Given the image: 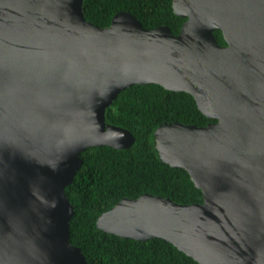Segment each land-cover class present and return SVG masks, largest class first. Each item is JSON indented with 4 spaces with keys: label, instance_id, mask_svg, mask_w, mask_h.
<instances>
[{
    "label": "water",
    "instance_id": "obj_1",
    "mask_svg": "<svg viewBox=\"0 0 264 264\" xmlns=\"http://www.w3.org/2000/svg\"><path fill=\"white\" fill-rule=\"evenodd\" d=\"M84 1L0 0V264H89L71 242L66 189L90 148L135 144L107 109L151 84L217 120L155 132L160 159L186 170L203 202L124 198L98 229L163 239L200 264H264V0H173L179 35L125 11L101 28Z\"/></svg>",
    "mask_w": 264,
    "mask_h": 264
},
{
    "label": "trees",
    "instance_id": "obj_2",
    "mask_svg": "<svg viewBox=\"0 0 264 264\" xmlns=\"http://www.w3.org/2000/svg\"><path fill=\"white\" fill-rule=\"evenodd\" d=\"M83 10L86 19L101 28L111 26L113 17L123 11L146 29L166 26L174 35L186 21L175 13L173 0H85ZM215 35L226 45L221 31ZM106 119L134 134L136 142L129 149L103 146L82 154L83 166L66 189L75 207L72 244L82 249L89 264H200L168 241L123 239L98 229L97 221L122 199L144 194L179 204L202 203L203 193L189 173L160 159L155 132L164 124L201 127L217 120L205 116L192 95L153 84L126 89L107 109Z\"/></svg>",
    "mask_w": 264,
    "mask_h": 264
},
{
    "label": "flooded vegetation",
    "instance_id": "obj_3",
    "mask_svg": "<svg viewBox=\"0 0 264 264\" xmlns=\"http://www.w3.org/2000/svg\"><path fill=\"white\" fill-rule=\"evenodd\" d=\"M223 46H226V45H223Z\"/></svg>",
    "mask_w": 264,
    "mask_h": 264
},
{
    "label": "bare ground",
    "instance_id": "obj_4",
    "mask_svg": "<svg viewBox=\"0 0 264 264\" xmlns=\"http://www.w3.org/2000/svg\"><path fill=\"white\" fill-rule=\"evenodd\" d=\"M150 86V85H149Z\"/></svg>",
    "mask_w": 264,
    "mask_h": 264
}]
</instances>
